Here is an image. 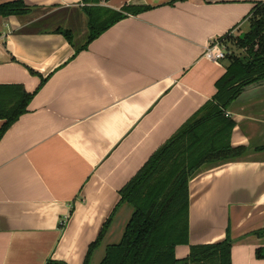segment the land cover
Returning <instances> with one entry per match:
<instances>
[{
  "label": "crops",
  "instance_id": "crops-1",
  "mask_svg": "<svg viewBox=\"0 0 264 264\" xmlns=\"http://www.w3.org/2000/svg\"><path fill=\"white\" fill-rule=\"evenodd\" d=\"M23 1L29 13L0 14V84L34 92L45 82L0 141V264H100L133 212L122 189L217 92L227 60L206 58L207 47L264 0H102L144 9L78 51L89 33L83 0ZM228 115L232 144L248 151L191 180L190 244L229 229L232 264H264V82Z\"/></svg>",
  "mask_w": 264,
  "mask_h": 264
},
{
  "label": "trees",
  "instance_id": "trees-1",
  "mask_svg": "<svg viewBox=\"0 0 264 264\" xmlns=\"http://www.w3.org/2000/svg\"><path fill=\"white\" fill-rule=\"evenodd\" d=\"M102 0H83L88 16L89 44L126 17L144 8L126 5L110 9ZM177 0H173L174 3ZM31 11L23 0L0 4V14H27ZM249 29L231 38L232 32L218 38L227 46L225 74L217 81V92L183 126L163 144L121 191V203H128L133 212L119 242L109 244L100 264H232L233 239L228 229L224 240L190 244V182L202 170L243 157L246 145H233L231 136L236 121L228 115L231 105L248 85L264 82V2H258L249 17ZM71 44L70 29L58 27ZM230 37V38H229ZM231 39V40H230ZM228 41L244 53L231 51ZM28 92L21 84H0V141L22 114L44 84ZM264 148V147H263ZM99 239L91 246H96ZM189 244L190 253L178 258L176 248ZM263 256L262 253H258ZM87 264V263H86Z\"/></svg>",
  "mask_w": 264,
  "mask_h": 264
},
{
  "label": "built area",
  "instance_id": "built-area-1",
  "mask_svg": "<svg viewBox=\"0 0 264 264\" xmlns=\"http://www.w3.org/2000/svg\"><path fill=\"white\" fill-rule=\"evenodd\" d=\"M227 53H228L227 46L224 43H222L219 39H214L207 47L204 56L208 59L220 61L226 58ZM47 264H56V263L48 262Z\"/></svg>",
  "mask_w": 264,
  "mask_h": 264
},
{
  "label": "rangeland",
  "instance_id": "rangeland-1",
  "mask_svg": "<svg viewBox=\"0 0 264 264\" xmlns=\"http://www.w3.org/2000/svg\"><path fill=\"white\" fill-rule=\"evenodd\" d=\"M53 18V17H52ZM249 29V25L248 24H246L244 27H242V28H239V29H237L235 32H233L232 33V35L230 36L231 38H233V37H236V36H238L239 34H241V33H243V32H245V31H247ZM229 37V38H230ZM231 40V39H230ZM231 42H233V41H231ZM231 42L230 41H228V45L230 46V49H231V51L232 50H234L236 53H238V54H242V53H244V51L243 50H240L238 47H236L234 44H231ZM226 60V59H225Z\"/></svg>",
  "mask_w": 264,
  "mask_h": 264
}]
</instances>
